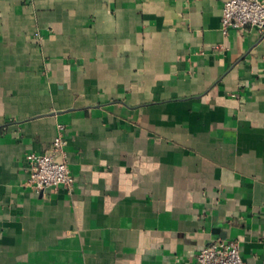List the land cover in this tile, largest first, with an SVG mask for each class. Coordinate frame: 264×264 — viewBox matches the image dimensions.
<instances>
[{"label": "crops", "instance_id": "crops-1", "mask_svg": "<svg viewBox=\"0 0 264 264\" xmlns=\"http://www.w3.org/2000/svg\"><path fill=\"white\" fill-rule=\"evenodd\" d=\"M225 1L0 0V264H264V32ZM59 126L75 187L36 191Z\"/></svg>", "mask_w": 264, "mask_h": 264}, {"label": "built area", "instance_id": "built-area-1", "mask_svg": "<svg viewBox=\"0 0 264 264\" xmlns=\"http://www.w3.org/2000/svg\"><path fill=\"white\" fill-rule=\"evenodd\" d=\"M255 28L264 32V1L263 0H227L224 2L221 31L228 36L232 31ZM224 50V46L216 47ZM65 130L59 126V134L50 151L44 154L30 153L26 156L28 165V185L36 191L65 187L72 191L75 179L71 174L64 152ZM62 154L64 161L55 160ZM197 264H247L240 255L239 243L235 241L217 240L206 246L197 254Z\"/></svg>", "mask_w": 264, "mask_h": 264}]
</instances>
